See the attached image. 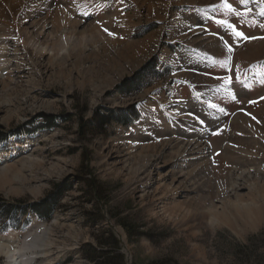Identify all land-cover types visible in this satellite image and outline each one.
Here are the masks:
<instances>
[{"label": "rangeland", "instance_id": "rangeland-1", "mask_svg": "<svg viewBox=\"0 0 264 264\" xmlns=\"http://www.w3.org/2000/svg\"><path fill=\"white\" fill-rule=\"evenodd\" d=\"M14 1L15 9H24L5 16L11 25L14 16L24 18L26 28L49 17L46 29L34 38L50 55L42 56L49 71L41 75L21 45L26 69L17 77L13 73V83L0 89V177L5 178L0 184V241L12 242L22 254L35 228L57 220L80 233L74 240L64 237V228V234L60 231V240L72 249L58 264H95L90 257L106 251L120 256L114 264H264V223L229 221L233 208L219 209V220L202 217L199 210L189 212L201 208L205 198L221 201L211 174L220 166L249 169L264 180V156L257 151L261 140L239 118H264V0H227L231 10L223 0ZM1 2L0 13H8ZM61 13L77 22L72 57L59 51L60 40L71 31ZM233 26L248 39L234 35ZM10 30L0 48L11 47L6 50L13 57L6 61L9 70H17L21 63L13 50L19 48L13 41L27 38ZM193 30L201 34L190 42ZM143 42L148 48L138 51ZM253 44L261 49L245 52ZM55 46L59 52L52 50ZM117 65L124 68L122 75ZM2 71L0 65V82ZM178 135L184 141L174 154L182 155L186 145L200 140L209 145L213 161L210 170L200 164L189 185L193 191L182 186L187 192L173 202L181 204L180 210L175 204L157 206L150 194L133 191L130 182L146 155L168 149L163 155L172 157L168 146L179 141ZM120 143L146 153H133L126 167L120 158L105 159ZM240 145L255 147L257 153L244 165L234 157ZM225 150L234 155L228 158ZM198 165L183 164L179 170ZM43 200L51 208L48 221L29 209ZM7 262L0 256V264ZM43 262L31 259L27 264Z\"/></svg>", "mask_w": 264, "mask_h": 264}, {"label": "bare ground", "instance_id": "bare-ground-1", "mask_svg": "<svg viewBox=\"0 0 264 264\" xmlns=\"http://www.w3.org/2000/svg\"><path fill=\"white\" fill-rule=\"evenodd\" d=\"M2 1L4 2V6L2 5V8H6L8 13L5 14L4 11H3V14L0 13V32H1L0 33V46H1V44L6 43L9 40L8 37L10 35L9 32L11 31L10 30L11 27L14 29L15 35H16V32L20 31V34H23L22 36L25 35L28 41L27 40L23 41L22 38L16 39L13 41V44H15L19 48L18 50H16L17 48L13 50V53L15 54L16 60L19 59L20 63H21L20 64L21 67H19V69H17V70L16 69L15 70H13V69L9 70L8 63L6 61V59L8 60V57L10 55H13L12 52H8L9 50L8 51L6 50V48L11 49V47L10 46L9 47L4 46V47H6L5 49H3V47L0 48V65L3 66L2 74L4 76H7V77L2 76V81L0 82V89H4L13 83V81L15 79L9 78L13 73H15V75L17 77L20 74H22L21 72L25 71V69H26L25 65L23 64V62L25 60L23 59V55L20 52V46L21 45H23L25 47V49H27L28 53L32 55V57L34 59V63L36 65V66L34 65L33 68L35 69L37 67V73H39L41 75H46L49 71L48 66L43 63L42 56H43V54L50 55L48 51H41L40 44L34 38L35 33L39 32V34H42L43 31L46 29V26L49 24V23L47 24L46 20L49 17L45 16L44 17L45 19L33 22L30 27L26 28V27H24V22H25L23 20L24 18L23 19H21V17L15 18L16 16H14V17H11V21H12V23L14 22L15 24L11 25V23L7 21V18L5 16H7L8 14L12 15L14 12L21 13L22 9H24V7L21 6L20 10L18 11V9H15L17 7V5H16L17 2H15L14 0H2ZM20 1L21 0H19V3H21ZM191 1H193V0H191ZM3 2H1V3H3ZM41 14L42 13L39 12L34 17H37ZM58 14H60V13H58ZM61 15H62V17H60V18H63L65 23L69 22L68 24L71 27V31L70 32L68 31L69 32L68 36L66 35L67 37L64 38V40H62L63 43L60 40V42L62 44L61 45L62 49L60 48L61 50H59V51H63L66 54L69 53L70 57H72V55L75 53V48H74L75 38H76L75 36L78 34V32L76 30V25H77L76 23L77 22L70 20V18L64 13H61ZM59 23H63V22H58V24ZM62 25H64V23ZM62 25L59 24V26H62ZM200 34H201V32H199L198 30L191 31V33L189 35L190 37H188V38H190L189 41L194 42L195 40H197L199 38ZM62 35H63V33H62ZM5 38H6V40H5ZM213 40L215 42H217L216 38H214ZM71 42H72V45L70 44ZM115 44H117V43L115 42ZM131 48H133L132 45H131ZM136 48L137 47L134 46V50H132L133 55L137 54V52L140 51L141 49H142L141 52L143 50L145 51L148 48V46L145 42H143L141 45H139L138 51ZM251 48L261 49L259 44L258 45L253 44V45L247 46V49L245 52H248ZM129 49H130V46H129ZM52 50L55 52H59V51H57L56 46L52 47ZM18 52H20V53H18ZM121 55L118 57V59L123 58V57H121ZM12 57L10 56L11 59H12ZM139 63H140V61H139ZM139 63H136L137 66L139 65ZM39 66H40V69H39ZM117 68H120V70H121L120 75H122L124 73V68L122 66L120 67L119 65H117ZM34 69H32V70H34ZM32 75H33V73L30 74V76H32ZM49 77L50 76H48V78ZM18 78L23 80V78L21 76ZM109 83L113 84V82H111V81ZM164 114H165V112H164ZM239 118H240V121H242V119L245 118L247 121H245L244 123L251 127V130L253 132V136H255V138H256V136H258L259 139L261 140V143L259 145L260 148L258 147L259 149H257V151L258 152L260 151L262 153V154L258 153L259 155L264 156V118H262L261 120L260 119L258 120V118L255 119L253 117V114L252 115L247 114L246 116H242ZM178 139H179V141H171L169 146H168V148L171 150L170 152H171L172 157L171 156L169 158L164 157L163 154L168 149H166L165 151L164 150H158L157 152L155 151L156 153L153 151L155 154L149 155V156L146 155L145 165L143 167H141L135 173L136 177H133L132 180L130 181L133 191H136L137 193H143L144 195L150 194V200L152 202H154L157 206H161V205L168 206V205H172V204L174 205L175 203H173V202H174L176 196L183 194L182 192L185 190V189H183V191H182V186H184V188H187V189L190 188V191H191L192 189H191V187H189V185L192 183V181H195V180H193V178L196 176V173L199 172L200 169H202V168H200V164L202 162L205 163L203 166H205L206 170L211 169V163L213 161L209 156V145L208 144H204L200 140H195L191 144H188L185 146V149L182 152V155H180V154L178 155V154H174L173 152L178 151L179 146L184 141V138H181L180 135H178ZM230 144L228 143L227 147L230 146ZM254 148L255 147H251L249 149L248 146L245 147V146L240 145L235 149V151H236L235 155L232 154L230 151L227 152L226 150H225L226 151L225 153L228 156V158H231L232 155H234L236 160L239 159L238 161L241 162V165H244L243 163H245V160L249 159V155L250 156H256L257 153H255ZM138 149H139V146H128L127 147L126 143H120L118 145L115 144L107 152L105 159L107 157H112V156L115 158H120L119 159L120 162L121 163L123 162V164L125 165L126 161L128 160V157L132 156L133 153H136L137 151H139L141 153L142 152L146 153L145 149H141V150H138ZM242 152L245 153L246 155L242 156ZM166 156H168V155H166ZM206 156H207V158H206ZM204 158H206V159H204ZM242 160H244V162H242ZM195 162H199L198 167L192 168L189 171L179 170L183 164L190 166V165L194 164ZM126 165H128V164H126ZM126 165H125V167H126ZM224 167L220 166L219 172H211V174L213 173V175H212L213 180L212 181L216 185L217 194L223 195V197L220 199L221 201L214 202L212 200L209 201L207 198H205L203 203L201 201V204H200L201 208L196 207L195 210L189 211V209L186 210L187 208L184 207L186 213H185V215H183V217H187L189 215V212L191 213V212H196L199 210L200 216L207 217L210 220H219L220 216L222 215V213L219 209H232L233 208L231 216L229 218H227L229 221L239 219L240 221L245 222L244 224H247L249 221H252V224H254L253 220L255 219V220H259V222L261 224H263L264 223V180H262L260 178V175L257 174V172L254 173L253 171H251L249 169H246L244 171H239V170H233V169L227 170V168H224ZM142 178H143V180H142ZM168 178L172 179L170 184L167 182ZM2 183H5V178L0 179V184H2ZM193 185H194V183H193ZM149 189L151 191L149 193H146V191ZM185 191L187 192V190H185ZM244 191H246L245 194H243ZM144 195H142V196H144ZM244 200H247V201L243 202ZM255 200H256V202H251V201H255ZM231 201H236V203H232ZM174 206L177 208V210H180L182 208L181 204L179 205L178 203H176ZM170 208H171V206H170ZM187 211H189V212H187ZM228 220H226V222H229ZM63 228L66 230L67 235H65L63 233V230H62ZM60 231H62V233L64 234V237L69 235L71 238H73V236H75L74 240L77 239V237H79V235H80V233L77 230H74L72 228V226H68V227L62 226V224L60 225V223L57 220H55V221H53L52 224H50L48 226L42 225L40 227L35 228V230L32 234V239L29 240L30 244L27 245V248H26V249H28L27 252H23L22 254L19 251L14 250L12 242L0 241V256L7 258V260H8L7 264H27L28 261H30L31 259H43L44 262L42 264H58L61 256H64L66 253H68L69 250L72 249V248H70V247H68L62 243V241L60 240V236H59V234L61 233ZM67 241H68V238H67ZM28 253H32V254L27 255Z\"/></svg>", "mask_w": 264, "mask_h": 264}, {"label": "trees", "instance_id": "trees-1", "mask_svg": "<svg viewBox=\"0 0 264 264\" xmlns=\"http://www.w3.org/2000/svg\"><path fill=\"white\" fill-rule=\"evenodd\" d=\"M135 81H136V78H135L134 82ZM98 117H100V118H98ZM98 117H97L98 119H101V118L103 119V123L105 122L106 118H103L101 116H98ZM119 118H120L119 114L117 116L116 115L114 116L115 120H118ZM29 209H31L32 212H34V214H36L41 219H44V220L48 221L51 218V208H50V205L48 204L47 200H43L40 203H34L33 205L29 206ZM46 209L49 212H47ZM42 212H47V213L44 215V213L42 214ZM13 217L14 216L12 215V218ZM119 257L120 256L118 254H116L115 251H111V253H108L106 251V252L101 253L100 255H98V257H96V256L95 257H90V260H92V261L94 260L95 264H114V260H116Z\"/></svg>", "mask_w": 264, "mask_h": 264}, {"label": "snow or ice", "instance_id": "snow-or-ice-1", "mask_svg": "<svg viewBox=\"0 0 264 264\" xmlns=\"http://www.w3.org/2000/svg\"><path fill=\"white\" fill-rule=\"evenodd\" d=\"M223 3L231 10V6L227 4V0H223ZM241 3H247V0H241ZM261 14H264V9L261 10ZM232 30L237 37L248 39V37H244L243 33L236 31L235 26L232 27Z\"/></svg>", "mask_w": 264, "mask_h": 264}]
</instances>
